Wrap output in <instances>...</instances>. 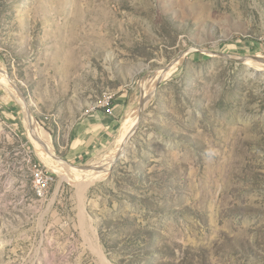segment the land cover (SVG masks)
<instances>
[{
	"label": "rangeland",
	"instance_id": "obj_1",
	"mask_svg": "<svg viewBox=\"0 0 264 264\" xmlns=\"http://www.w3.org/2000/svg\"><path fill=\"white\" fill-rule=\"evenodd\" d=\"M109 95L111 146L66 161L108 169L42 162L26 111L59 156ZM0 264H264V0H0Z\"/></svg>",
	"mask_w": 264,
	"mask_h": 264
},
{
	"label": "crops",
	"instance_id": "obj_2",
	"mask_svg": "<svg viewBox=\"0 0 264 264\" xmlns=\"http://www.w3.org/2000/svg\"><path fill=\"white\" fill-rule=\"evenodd\" d=\"M113 102L112 114H105L101 108L92 110L90 107L95 102L77 107L78 110L65 125L64 139L56 142L58 155L63 160L80 164L111 146L121 117L129 111L127 104L118 99ZM67 162L64 163L70 165Z\"/></svg>",
	"mask_w": 264,
	"mask_h": 264
},
{
	"label": "bare ground",
	"instance_id": "obj_3",
	"mask_svg": "<svg viewBox=\"0 0 264 264\" xmlns=\"http://www.w3.org/2000/svg\"><path fill=\"white\" fill-rule=\"evenodd\" d=\"M102 101H104V107L105 108H112L113 103H112V96L111 95L106 96ZM96 106H98V105H96ZM96 106H94V108ZM25 120H26V124L28 126L29 135L34 139L33 142L35 141V144H34L35 149H36L38 156L42 160V162L51 163L53 165V167L55 168V170L64 174V176L66 178H68L70 180L76 179V178H81L82 175L88 174L91 171L107 170L108 167L110 166V161L109 162L108 161H106V162L100 161L99 163H97L95 165L92 164L93 166L83 167L84 172L81 173L80 170L63 163L56 156L53 155L54 153H52V149L49 146V143L44 138L43 133L39 131V129L37 128V126L35 125V123L33 121L32 116L27 111H26ZM135 121H136L135 116L132 118H128L126 123L121 127V129H120V134H121L120 144L122 142H124V140L132 133L134 126H135ZM87 238H88V236H87ZM89 238H88V240H90Z\"/></svg>",
	"mask_w": 264,
	"mask_h": 264
},
{
	"label": "built area",
	"instance_id": "obj_4",
	"mask_svg": "<svg viewBox=\"0 0 264 264\" xmlns=\"http://www.w3.org/2000/svg\"><path fill=\"white\" fill-rule=\"evenodd\" d=\"M99 108L103 109L105 114H112L113 106L112 108H105L104 101H100L98 106H96L93 110ZM31 174H32V188L35 194L39 197L44 196L49 186L53 182L52 174L46 169L37 165H33V167L31 168Z\"/></svg>",
	"mask_w": 264,
	"mask_h": 264
},
{
	"label": "water",
	"instance_id": "obj_5",
	"mask_svg": "<svg viewBox=\"0 0 264 264\" xmlns=\"http://www.w3.org/2000/svg\"><path fill=\"white\" fill-rule=\"evenodd\" d=\"M56 155V154H55ZM59 160H61V161H64V162H66L65 160H63L60 156H56Z\"/></svg>",
	"mask_w": 264,
	"mask_h": 264
}]
</instances>
